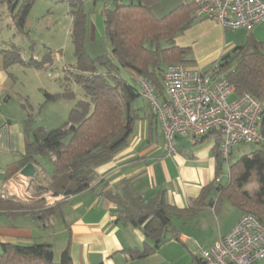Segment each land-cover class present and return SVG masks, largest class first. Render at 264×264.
I'll list each match as a JSON object with an SVG mask.
<instances>
[{
    "label": "trees",
    "instance_id": "16d2710c",
    "mask_svg": "<svg viewBox=\"0 0 264 264\" xmlns=\"http://www.w3.org/2000/svg\"><path fill=\"white\" fill-rule=\"evenodd\" d=\"M7 3L12 20L23 30L27 17L36 0H3ZM112 6L105 8L104 34L110 45V55L91 59L85 49L87 16L81 0H70L72 15V39L77 65L66 69L67 80H73L84 92L71 109L68 120L54 129L33 128V120L25 125L26 153L22 166L38 164V156L50 160L53 174L47 186L39 183L36 203H25L16 198H0V216L30 217L40 222L43 229L50 228L53 221L64 219L62 207L68 201L48 206L44 193L54 196L74 197L90 189L96 180V169L110 162L124 150L133 134L134 126L140 119L137 103L142 99L138 87L140 79L153 83L163 97V74L172 64L191 66L194 59L191 51L175 45V38L190 28L196 5L193 3L177 7L163 18H157L152 7L158 0H110ZM19 6V8H18ZM6 66L20 64L40 69L49 63L34 60L26 62L21 50L10 44L4 51ZM220 70L235 87L236 94L250 93L264 103V43L252 36L219 60ZM138 77L133 83L120 77V70ZM102 70L104 72H102ZM136 80V81H135ZM137 82V83H136ZM47 102L62 98H73L74 94L51 95L46 93ZM150 126L157 116L151 106ZM30 107V106H29ZM156 117V118H155ZM264 130V111L261 116ZM220 147V144H219ZM240 160L230 163L227 185L212 184L203 189L199 198L189 209L181 211L170 205L162 192L151 199L135 193L129 182H120L107 189L103 183L101 195L115 204L118 223L138 228L151 243L142 251L131 250L134 259H143L154 254L162 245L179 240V231L173 224V217L184 216L198 209L219 208L228 202L242 214H251L264 223V146ZM55 160L52 161L50 156ZM217 156L218 174L224 162L219 151ZM259 190L251 195L245 187L254 182ZM0 264H73L69 247L55 261L53 244L38 243L32 246L2 244ZM194 264H204L195 257Z\"/></svg>",
    "mask_w": 264,
    "mask_h": 264
},
{
    "label": "crops",
    "instance_id": "0c3cea01",
    "mask_svg": "<svg viewBox=\"0 0 264 264\" xmlns=\"http://www.w3.org/2000/svg\"><path fill=\"white\" fill-rule=\"evenodd\" d=\"M193 1L158 0L152 10L160 19L177 7ZM3 16L0 14V198L22 200L18 195L30 189L31 198L22 201L36 203L41 198L36 188L39 183L41 186L50 183L53 166L48 158L38 156V164H34L36 176L29 178L22 175L25 166L21 165V161L26 153L25 125L34 116L29 114L30 105L24 85L17 76L21 65L7 67L5 63L4 51L10 44L3 27L8 26L10 30L12 25L10 21L9 24H2V21L7 22ZM9 19L12 21L11 17ZM94 21V24L89 23L87 29L92 41L104 34V20L97 17ZM249 36L264 43V21L248 31L226 30L212 19H195L190 28L176 36L175 45L191 51L195 62L189 67L205 71L244 44ZM132 77L138 78L133 74ZM236 98L237 94H234L230 99ZM140 100V105L139 101L137 103L140 119L134 126L127 147L110 162L96 169L92 189L72 197L64 204V219L56 218L47 229L27 216H0V251L2 244L32 246L49 243L60 251L69 247L73 264H194L199 248L209 249L234 229L244 214L228 202H223L219 208L198 209L181 217H173V224L180 233L179 240L165 243L146 258H132L129 251H142L151 243L140 229L117 222V207L101 195L102 187L98 185L103 183L109 189L127 181L132 190L145 199L164 192L170 205L181 211L187 210L204 188L215 183L219 175L216 154L222 142V136L217 132L201 139L180 137L177 139V152L168 155L159 120L156 119L151 128L152 111L147 108L145 100ZM75 103L60 106L64 110L60 126L68 120ZM33 128H36L35 124ZM225 168L224 164L220 174L224 173ZM226 171L229 179L227 168ZM249 185L252 187L251 195L260 188L257 181ZM256 264H264V260Z\"/></svg>",
    "mask_w": 264,
    "mask_h": 264
},
{
    "label": "built area",
    "instance_id": "2783aa9c",
    "mask_svg": "<svg viewBox=\"0 0 264 264\" xmlns=\"http://www.w3.org/2000/svg\"><path fill=\"white\" fill-rule=\"evenodd\" d=\"M195 19H212L223 29L252 30L264 21V0H194ZM163 97L152 82L140 79V95L157 116L168 155L177 152V139L191 136L201 139L217 132L222 136L220 156L230 171L231 154L240 145L264 146L261 116L264 103L250 93L237 95L235 87L221 72L219 61L209 70L181 64L169 65L163 74ZM55 160L53 155L50 156ZM229 175V174H228ZM224 174L217 175L221 184ZM30 187V185H27ZM30 189L22 200L31 198ZM51 206L72 197L42 195ZM198 257L204 264H256L264 260V223L251 214H244L225 236L209 249L199 248Z\"/></svg>",
    "mask_w": 264,
    "mask_h": 264
},
{
    "label": "rangeland",
    "instance_id": "374dc122",
    "mask_svg": "<svg viewBox=\"0 0 264 264\" xmlns=\"http://www.w3.org/2000/svg\"><path fill=\"white\" fill-rule=\"evenodd\" d=\"M23 1L20 0L19 6ZM81 1L87 16V29L89 23H95L94 18L99 17V19L104 20L103 12L105 8L112 6L110 0ZM0 14H3V17L7 20V22L2 21V24H9L10 21L12 25L10 30L8 26L3 27L8 44H14L21 50L24 61L34 60L43 63L49 57L51 58V63L40 69L21 65V68H19L21 70H19L17 76L24 85L25 96L30 105L29 114L34 116L33 121L36 123L33 124H35L36 129L38 127L58 128L61 125V116L64 115V110L60 106L66 103L68 106V104L77 102L84 97L82 88L75 84L73 80H67L66 76V69H72L73 71V68L77 65L71 34L73 19L70 0H36L23 30H19L16 23L9 19L11 13L7 3L3 0H0ZM85 49L91 59L110 55V45L105 39V34H103V37L99 35L95 41H92L87 31ZM102 72L104 71L102 70ZM120 77L133 83L132 75L125 69L120 70ZM66 91L72 92L74 97L47 102L46 93L56 95L64 94ZM140 101L138 105H140ZM232 101L234 99H230V102ZM257 148L256 145L238 146L234 150L231 162H237L243 156L253 153ZM223 174L222 184L227 185L229 179L226 168ZM245 190L250 193L252 187L247 185ZM60 250L54 249L56 262H59L61 258L63 250Z\"/></svg>",
    "mask_w": 264,
    "mask_h": 264
},
{
    "label": "water",
    "instance_id": "95a60500",
    "mask_svg": "<svg viewBox=\"0 0 264 264\" xmlns=\"http://www.w3.org/2000/svg\"><path fill=\"white\" fill-rule=\"evenodd\" d=\"M22 175L29 178H34L36 176V168L34 164L30 163L26 165L22 170Z\"/></svg>",
    "mask_w": 264,
    "mask_h": 264
}]
</instances>
